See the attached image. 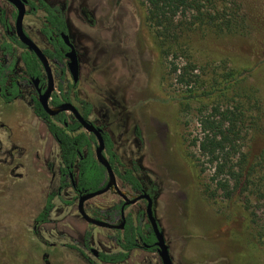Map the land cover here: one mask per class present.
<instances>
[{
  "label": "rangeland",
  "instance_id": "rangeland-1",
  "mask_svg": "<svg viewBox=\"0 0 264 264\" xmlns=\"http://www.w3.org/2000/svg\"><path fill=\"white\" fill-rule=\"evenodd\" d=\"M51 1L65 7V0ZM201 5L206 12L213 5L220 11L224 31L207 18L205 23L197 19L179 40L165 42L147 19L146 0H68L65 10L81 68L76 91L94 103L95 123L109 124L120 143L125 128L144 166L145 185L154 193L155 215L174 264H264V162L255 159L264 150V0H201ZM42 23V12L28 15L26 28L41 47L48 48L40 32ZM6 34L0 27V43ZM186 62L196 66L194 74L204 87L230 71H244L240 90L253 92L252 101L247 100V107L252 108L250 127L240 144L249 161L262 164L256 166L248 187L240 188L232 198L217 188L214 165L195 141L202 136L203 104L210 108L219 97L216 94L204 102L183 99V88L170 70L172 63L182 67ZM17 74H22L21 65ZM66 77L72 79L69 73ZM23 91L17 106L31 114L34 87L25 86ZM229 92L234 95L233 90ZM2 106V123L13 120L7 115L18 110ZM15 121L10 131L16 136L25 130ZM51 148L57 156V147ZM3 157L0 154V264H46L45 255L50 264H88L67 247L51 246L54 239L49 234L63 215L40 227L38 237L33 233L43 193L29 202L31 174L25 167L17 171L24 173L23 179L10 175V168L1 163ZM239 158H233L234 165ZM39 175L42 183L49 180L47 173ZM66 196L70 198L72 192ZM119 198L108 192L90 200L87 212L92 214L95 205L108 208ZM142 208L143 204L130 211L136 215ZM142 222L148 224L146 216ZM127 264L162 262L157 253L139 250Z\"/></svg>",
  "mask_w": 264,
  "mask_h": 264
},
{
  "label": "trees",
  "instance_id": "trees-1",
  "mask_svg": "<svg viewBox=\"0 0 264 264\" xmlns=\"http://www.w3.org/2000/svg\"><path fill=\"white\" fill-rule=\"evenodd\" d=\"M37 1L39 3L37 7L44 10L46 18L42 32L53 46L52 50L47 49L45 53L50 58L62 63L65 57L64 50L67 47L61 35L69 32L66 18L57 7L51 6L45 0ZM146 2L148 4L147 19L157 29L159 36L165 39V42L179 40L181 35H184L185 30H190L195 25L194 20L197 19H201L205 23V18H207L208 23H215L220 31L225 29L223 17L219 18L221 16L220 11L216 10L214 5L211 11L208 9L207 12L202 10L201 0H146ZM181 18H185L186 21L183 22ZM188 18L190 19L188 20ZM16 46L25 47L16 36H11L9 41L2 44L4 53L9 58L6 64H0V87L3 96L5 83L18 60ZM21 58L28 75L34 78L39 77L43 81L42 66L35 54L27 51L21 54ZM195 69L196 66L191 62H186L182 67L172 63L170 72L183 88V99L202 100L204 102L215 97L216 94L219 97L210 108H208V104H203L199 115L202 136L195 141L198 142L201 153L214 165L213 181L216 183L217 188L223 190L227 198H232L240 188L248 187L256 166L262 164V162L254 164V162L249 161L247 153L241 150L240 144V141L248 135L250 127L248 112L252 108L247 107V100L252 101V98H254L253 92L249 88L244 92L240 90L244 71H230L220 80L216 79L210 86L204 87L198 84V76L194 74ZM12 87V95L6 97L7 101L13 100L19 94L18 83L14 82ZM71 87L73 85H70ZM208 87L210 89H205ZM59 90L61 91L60 95L55 94L51 101L55 106L70 100V93L64 92L62 84L59 85ZM229 90H233L234 95L231 96ZM79 102L81 113L85 118H88L93 111L92 104L85 100ZM35 112L48 121L49 131L61 147L60 173L62 186L70 185L71 175L75 174V168L78 167L77 189L79 192L88 194L103 189L108 183V176L106 168L96 159L94 151L95 137L81 131V125L73 117H68L66 113L54 117L49 116L37 100L35 101ZM251 118L252 115L249 116V119ZM253 124L254 122L251 121V126ZM103 135L105 155L118 176L124 182H127L134 191H142L141 180L135 175L137 167L134 166L121 171L117 167V163L120 161L114 151L113 141L107 132H104ZM239 155L238 164L234 165L232 160ZM255 159L264 162V150L260 155L255 156ZM54 197L55 193L49 195L47 204L38 215L36 223L49 221L50 213L55 206ZM114 210H119V206H115ZM108 214V212H103V215ZM89 238L90 233L86 236L87 244ZM138 239H141L144 243H151L153 234L152 232L146 234L145 228H142L140 223L134 224L133 219L129 217L122 236L116 237L121 249L114 253H101L100 259L112 263L125 261L129 257L130 251L139 246ZM70 247L81 252L92 264H98L78 245L71 244Z\"/></svg>",
  "mask_w": 264,
  "mask_h": 264
},
{
  "label": "flooded vegetation",
  "instance_id": "flooded-vegetation-1",
  "mask_svg": "<svg viewBox=\"0 0 264 264\" xmlns=\"http://www.w3.org/2000/svg\"><path fill=\"white\" fill-rule=\"evenodd\" d=\"M2 2L0 6V27L7 30L8 34L4 35L1 43H0V56L2 57L0 59V64L4 65L8 62L9 58L4 53V50L2 48V44L5 41H9L11 36H16L17 39L20 41L17 30H16V24H17V16L19 13L18 7L10 0H0ZM25 6V15L23 18V28L27 36L32 39L38 47L45 53V50L47 49H53L52 44L50 43V40L43 34L42 28L44 27V24L46 23L45 18V12L43 9L38 8L37 0H21ZM48 4H50L53 7H57L65 16L67 25L69 28L66 10L65 8L68 7V0H65V7H62L58 3H53L51 0H45ZM34 3V5H33ZM39 12H42L43 15V23L40 27L41 34L46 38L48 44L50 47L43 48L41 47L34 38L30 35V33L27 31L26 28V19L28 15L36 16L39 14ZM85 12V10H84ZM88 16H90L88 14ZM91 17V16H90ZM89 17V18H90ZM12 29V30H10ZM10 30V31H9ZM62 39L64 44L66 45L67 49L64 50V59L63 62H58L55 59L50 58L47 56L49 60V65L51 67V71L53 74L54 79V89L50 95L49 98V104L52 108L58 109L60 106L66 104V103H72L78 111H80V100L88 101L93 106L92 114L85 118L84 115L81 113V115L90 122L92 125H94L96 128H98L102 135L104 132H107L114 144V151L117 154L119 158V163H117V167L124 171L127 168H133L134 166L137 167L135 171V175L141 180V183L143 185L142 191H134L131 186L124 182L116 173L114 167L113 170L116 175V187L114 185H111V180L107 172L108 176V183L107 185L101 189L100 191L94 192V193H88L83 194L82 192H79L77 189V179H78V167L75 168V174L71 175V183L70 185H67L65 187L62 186L61 183V173H60V165H61V147L58 143V141L55 139V137L51 134L49 131V124L48 121L40 117L35 112V101L37 100L40 103L39 97V90H41L42 93H44L48 88V76L47 72L39 60V58L36 56V54L29 50V48L16 46L17 56L18 60L14 66L13 71L9 74L8 79L4 86V96L1 94L2 88L0 87V104L2 103V109L4 110L5 107L12 108L14 107L16 111L18 110V113L16 114H6L7 116H10L13 118V120H16L18 124L24 127L25 132L22 133L20 131V135H14V133H11L10 131V125H12V121H7L2 123V120H0V154L1 156H4L1 160V163H6L7 166L10 168V175H14L16 178L23 179L24 173L17 172L19 169L25 168L26 171L29 172L31 175L29 176L32 185L29 188L30 189V197L29 202H32L33 200H37L39 197H41L43 193V205L39 209L36 217L34 218L33 223V233L38 237L40 235V231L43 225L50 224L56 222L55 220L58 219L60 215H63L64 217L61 220V223H59V226L54 228L53 231L50 232V238H53L54 241H52L50 244L52 247H67L68 249H71L75 251L77 254H79L88 264H92L85 256L81 254L78 250L70 247L71 244L78 245L83 251L95 262L98 264H127L128 262H131L132 256L136 251L142 250L144 252H151V253H158L157 246L155 245L156 237L154 235V232L152 230L150 220L147 215V205L148 200L146 198H140L141 195L144 193L149 194L153 199V212L155 219V211H154V193L147 189L145 185V181L143 179L142 171L144 170L143 164L139 160V156L135 155L136 151L132 149V141L129 138L128 134L126 133L125 128L121 131V135L119 139L123 141V143H120L118 139H116L114 135V131L111 128H108L109 124H97L92 119L95 114V105L94 103L84 97H81L80 94L76 91V88L80 82V61H79V54L76 50L75 43L73 41V38L70 33V29L68 34L62 33ZM68 39V40H67ZM68 41V42H67ZM71 46L74 47L78 63H79V74H78V80L75 81L72 72L69 69L68 63H69V57L68 53L71 51ZM20 49L22 52H20ZM31 52L34 53L39 62L42 66L43 71V77L44 80L42 81L39 77H30L27 73L26 67L24 62L22 61L21 54L24 52ZM21 65L22 67V74H17L18 67ZM54 66L56 67L54 69ZM66 73H69L72 77L71 80H68L66 77ZM56 76H58V80L56 79ZM18 83L19 86V94L14 97L13 100L7 101L6 97H10L12 95L11 89L13 88V83ZM36 82L38 83V87L36 85ZM62 84L64 92L70 93V100L64 101L61 105L55 106L51 103L52 98L55 94L60 95L61 91L59 90V85ZM70 85H73V87L70 88ZM25 86H33L34 87V95H32V109L31 114L24 109L19 108L17 105L20 106L19 102L22 101L23 98V88ZM41 105V103H40ZM42 106V105H41ZM43 108V106H42ZM44 109V108H43ZM45 111V109H44ZM46 112V111H45ZM24 113V114H23ZM47 113V112H46ZM61 113H66L68 117H73L80 125L81 123L76 119L75 115L71 111H63L56 115H50L49 116L54 117ZM13 115V116H12ZM15 115V116H14ZM6 117V116H5ZM11 118H5V119H11ZM116 121V119H115ZM57 122V121H56ZM61 125L60 123H58ZM81 131H85L88 134H92L95 137V145H94V151L96 155V150L98 148V139L96 135L92 132H89L81 125ZM135 132L136 136H138V140L143 141L141 131L139 130L138 126H135ZM104 138V135H103ZM105 142V139H104ZM129 143V144H128ZM123 144V145H121ZM56 146L58 149V155L56 156L51 152V147ZM129 147V148H128ZM123 148V150H122ZM128 155V156H127ZM103 156L106 160H108V157L105 155V149L103 152ZM97 159V157H96ZM42 161L43 163L40 165L38 162ZM98 161V160H97ZM109 161V160H108ZM99 162V161H98ZM100 163V162H99ZM110 163V162H109ZM101 164V163H100ZM111 164V163H110ZM103 165V164H102ZM112 165V164H111ZM104 166V165H103ZM4 167V166H3ZM105 167V166H104ZM106 168V167H105ZM107 171V169H106ZM47 173L49 175V180L41 182V176L40 173ZM42 183V185H41ZM20 188H18L19 190ZM40 189V190H39ZM46 189L45 191H43ZM39 190V191H38ZM72 192V196L70 198H67L68 191ZM22 192V190L20 189ZM113 193L120 197L119 201H117L115 204L109 206L108 208H102L99 205H95V209L93 210L92 214H89L87 212V203L95 199L97 197H100L102 195H105L106 193ZM45 193V194H44ZM55 193V197L53 199L54 202V208L52 209L50 213V219L49 221L36 223V219L38 215L43 211L47 204V200L50 194ZM24 195H28L27 193H22ZM89 194H94L93 196L87 198L84 201L83 210L88 215V217L92 221H98L103 223L104 225H97L93 222H90L84 218V216L79 211V201L82 196H86ZM32 198V200H31ZM132 200H136L134 202H130ZM144 205V208H142L139 212L134 215L130 208L134 206H141ZM115 206H119V210H114ZM146 206V209H145ZM114 211L113 213H110ZM103 212H108V215H103ZM143 216H146L148 219V224H143ZM132 218L134 221V224L140 223L142 228H145V233L149 234L152 232L153 234V240L151 243H144L141 239H138L139 246L133 248L130 251L129 257L125 261H120L117 263H112L108 261H104L100 259L101 253H114L121 249L119 243L116 240L117 236H122L124 229L128 223V218ZM159 226L160 223L157 220ZM161 228V226H160ZM162 230V228H161ZM116 232V234H112L111 232ZM163 231V230H162ZM114 232V233H115ZM90 233V238L88 240V244L86 243V236ZM165 237V236H164ZM55 238H62L66 239L67 242H61L55 241ZM166 240V239H165ZM63 241V240H62ZM167 243V242H166ZM168 245V244H167ZM169 246V245H168ZM151 248H154L153 250ZM170 251V248H169ZM171 255V253H170ZM160 257V255H159ZM172 258V257H171ZM161 259V257H160ZM173 261V259H172ZM45 262L46 264H50L47 256L45 255ZM161 262L163 264V261L161 259ZM174 264V262H173Z\"/></svg>",
  "mask_w": 264,
  "mask_h": 264
},
{
  "label": "water",
  "instance_id": "water-1",
  "mask_svg": "<svg viewBox=\"0 0 264 264\" xmlns=\"http://www.w3.org/2000/svg\"><path fill=\"white\" fill-rule=\"evenodd\" d=\"M10 1H12L19 9V13L17 16L16 30H17V35H18L20 41L23 44H25L29 48L30 51H32L36 54V56L39 58V60L41 61V63L43 64V66L47 72V76H48V88H47V90L44 93H42L41 90L38 89L39 94H40L39 100H40L41 105L43 106L45 111L47 113H49L50 115H56L60 112L68 111V110L71 111L75 115L76 119L81 123V125L86 130H88L89 132H92L96 135V137L98 139V148L96 150L97 160L106 167L108 175H109L110 180H111L110 184L114 185L116 187L117 186L116 185V175H115V172L113 170V167L109 163V161L106 160L103 156V152L105 149V142H104V138H103L101 131L98 128H96L94 125H92L90 122L85 120V118L81 115V113L78 111V109L72 103H66V104L60 106V108H58V109L52 108L50 106L49 98H50V95L54 89V79H53L51 67L49 65V60H48L47 56L45 55V53L38 47V45L32 39H30L27 36V34L24 31L23 18L25 15V6H24L23 2L21 0H10ZM67 55L70 58L69 63H68L69 69L73 74L74 80L77 81L78 80V74H79V63H78L77 53H76L74 47L71 46V51ZM36 85L38 87L37 82H36ZM93 195L94 194H89L86 196H82L80 198L79 211L84 216V218L86 220L93 222L97 225H104L101 222L92 221L88 217V215L85 213V211L83 210L84 201ZM140 198H146L148 200L147 215H148V218L150 220V224H151L152 230L154 232V235L156 237L155 245L157 246V250H158V253H159V255L163 261V264H173V261H172L171 255H170V251H169V246L166 243L164 233L161 230V228H160V226H159V224H158V222L154 216V212H153V208H152L153 199L147 193H144L143 195H141ZM134 201H136V200H132L130 202H134Z\"/></svg>",
  "mask_w": 264,
  "mask_h": 264
}]
</instances>
